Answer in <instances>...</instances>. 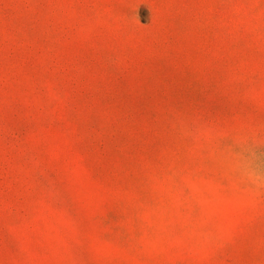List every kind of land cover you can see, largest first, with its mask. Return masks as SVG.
Instances as JSON below:
<instances>
[{
  "label": "rangeland",
  "instance_id": "obj_1",
  "mask_svg": "<svg viewBox=\"0 0 264 264\" xmlns=\"http://www.w3.org/2000/svg\"><path fill=\"white\" fill-rule=\"evenodd\" d=\"M0 264H264V0H0Z\"/></svg>",
  "mask_w": 264,
  "mask_h": 264
}]
</instances>
